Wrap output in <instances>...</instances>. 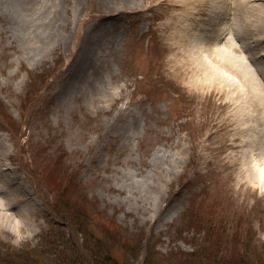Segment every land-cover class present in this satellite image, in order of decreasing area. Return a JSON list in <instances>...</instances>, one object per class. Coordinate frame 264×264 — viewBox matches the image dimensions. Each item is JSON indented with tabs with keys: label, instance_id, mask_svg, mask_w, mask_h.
Returning a JSON list of instances; mask_svg holds the SVG:
<instances>
[{
	"label": "rangeland",
	"instance_id": "rangeland-1",
	"mask_svg": "<svg viewBox=\"0 0 264 264\" xmlns=\"http://www.w3.org/2000/svg\"><path fill=\"white\" fill-rule=\"evenodd\" d=\"M172 1L0 0V161L39 206L0 201V264H264V32L207 82Z\"/></svg>",
	"mask_w": 264,
	"mask_h": 264
},
{
	"label": "bare ground",
	"instance_id": "bare-ground-1",
	"mask_svg": "<svg viewBox=\"0 0 264 264\" xmlns=\"http://www.w3.org/2000/svg\"><path fill=\"white\" fill-rule=\"evenodd\" d=\"M218 1L219 0H173L168 5V8L172 12L178 8L180 9L178 16L173 21L177 25L176 29L172 31L170 28L173 32L171 35L174 38L173 49L176 48V54H179L180 48V52L184 54V60H180L179 64L186 69H203L207 82L212 79V81L219 82L220 84V81H231V76L234 71L231 70V65L227 67V63L231 62V54L224 53L226 52L224 46L232 49L233 46L231 43H234L231 38H227L228 41H225V38L227 35L237 37L264 32V5L253 3L252 0H236L237 4L232 6V8L231 4L228 5L227 3L229 9L224 12V0V5L221 7L217 4ZM225 1L230 2L231 0ZM238 4L243 12L242 15H244L242 17L237 11ZM231 9L235 10L234 17L231 15ZM222 19L225 22V26L222 25ZM173 22L172 20L167 21V27H169V25L173 26ZM261 29H263V31H259ZM221 42L225 43L224 46ZM90 43L86 42L82 45V50L79 52L74 63L71 64V68H69V70H74V74L77 75V80H80L83 75L81 72L90 65L86 61L92 49ZM224 54L229 58H226ZM179 64L176 66H179ZM258 68L264 72V63H259ZM241 72L245 74L242 69ZM244 77H246V75ZM230 81L229 84L231 83ZM262 126H264V122H262ZM0 153H2L1 149ZM251 153L256 155L255 150H252ZM252 164H254L256 169V177L259 176L264 186V161L260 162L258 157H256V160ZM4 166H7V164H3L0 161V192L2 193L0 194V201H2L7 208H12L13 205L19 203L18 199H23L27 201L33 209L38 210L39 206L35 196L30 193L20 175L11 174L7 171L10 167ZM9 185H12L13 188L10 194L8 193Z\"/></svg>",
	"mask_w": 264,
	"mask_h": 264
},
{
	"label": "trees",
	"instance_id": "trees-1",
	"mask_svg": "<svg viewBox=\"0 0 264 264\" xmlns=\"http://www.w3.org/2000/svg\"><path fill=\"white\" fill-rule=\"evenodd\" d=\"M3 116L5 117V118H7L8 119V116L6 117L5 116V113L3 114ZM56 200H57V198H55V202H56ZM66 204H67V202H65ZM55 204V203H54ZM55 206V208H56V204L54 205ZM68 207V206H67ZM59 210V209H58ZM69 210V212L71 211V212H73V215H74V218H80V215L78 214V211L77 210H70V208L68 209ZM89 218V217H88ZM87 218V219H88ZM62 238L63 239H65V237H57V240H62ZM101 239H102V237H98L97 239H96V241L98 242V243H100L101 242ZM62 242V243H61ZM60 243L61 244H59V248H62V247H64V243L65 242H63V241H60ZM86 247V246H85ZM86 249H88L87 247H86ZM100 249H101V247H100ZM109 251V250H108ZM94 258H95V260L98 262V263H100L96 258H97V256H93ZM65 262L67 263V264H75L74 262H73V260L71 261V259H67V257L65 258ZM103 262H106V263H108L107 262V258L106 257H104V259H103ZM79 263H80V261H79ZM105 263V264H106ZM218 264H222L221 262H218ZM235 264H246V262H244L241 258H239V260H238V263H235Z\"/></svg>",
	"mask_w": 264,
	"mask_h": 264
}]
</instances>
